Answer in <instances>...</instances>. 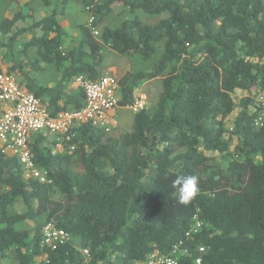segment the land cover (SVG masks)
<instances>
[{
	"label": "trees",
	"instance_id": "1",
	"mask_svg": "<svg viewBox=\"0 0 264 264\" xmlns=\"http://www.w3.org/2000/svg\"><path fill=\"white\" fill-rule=\"evenodd\" d=\"M35 1L6 0L20 7L0 19V64L51 115L82 107L74 79L99 80L104 50L145 62L160 51L150 69L118 80L119 108L140 83L163 78L156 105L133 113L127 132L80 123L55 153L59 136L31 133V159L49 183L0 153V264H144L153 253L264 264V0H40L50 14L32 19ZM71 4L90 16L74 38L60 22ZM118 4L167 17L100 28ZM44 65L59 72L52 87L32 77ZM185 173L200 192L182 205L171 180ZM47 224L67 235L54 248L42 245Z\"/></svg>",
	"mask_w": 264,
	"mask_h": 264
},
{
	"label": "built area",
	"instance_id": "2",
	"mask_svg": "<svg viewBox=\"0 0 264 264\" xmlns=\"http://www.w3.org/2000/svg\"><path fill=\"white\" fill-rule=\"evenodd\" d=\"M94 35L97 36V33L94 32ZM74 84L83 89L82 107L51 115L40 99L26 92L13 75L4 70L0 72V153L16 157L27 176L40 183H49V180L46 172L37 169L31 159L29 149L31 133L45 130L51 135L59 136L52 148V153H55L62 149V142L65 141V137L69 138L67 135L70 129L77 124L89 123L104 131L117 126L114 112L119 108V86L115 77L105 75L92 82L78 77L74 79ZM258 102L264 110V95ZM125 108L136 113L143 109V105L140 100H135L131 106ZM262 116L254 121L255 126L261 125ZM73 150V147H70V151ZM66 237L63 231L57 230L52 224H47L43 229L42 245L54 248L56 244L63 243ZM199 262V259L196 260L197 264ZM144 264H176V259L153 253Z\"/></svg>",
	"mask_w": 264,
	"mask_h": 264
},
{
	"label": "rangeland",
	"instance_id": "3",
	"mask_svg": "<svg viewBox=\"0 0 264 264\" xmlns=\"http://www.w3.org/2000/svg\"><path fill=\"white\" fill-rule=\"evenodd\" d=\"M20 5L11 4L8 5L6 0H0V19L4 17L8 18L11 17L18 9ZM69 11L72 14V17L75 20H78L79 24H87L89 23L90 16L87 13L82 12L80 5L71 4L69 6ZM133 16L138 17L143 23L147 24H155L159 20L165 19L167 17L166 14L156 15V16H148L141 11H137L133 15H128L126 10L120 5H116L113 10L111 11L110 15H108L105 20L102 22L100 28H110L114 29L117 28L120 23L125 20L126 18H131ZM64 28L65 23L63 22ZM67 30V28H65ZM68 33L70 37H76L78 33L77 26L68 27ZM0 54V62L1 60ZM103 61L98 67V71L101 72L100 77L105 75H110L115 77L119 80L123 77L126 73H134L138 71H146L150 69L158 60L160 56V51L156 55V58L152 61L145 62L141 60L138 56H122L112 51H105L103 55ZM2 70H6L5 64H0ZM108 69V70H107ZM111 69V70H110ZM13 76L17 81H20V77L17 73H13ZM35 82H37L40 86H49L52 87L58 81L60 75L59 72L56 71L55 67L52 65H44L43 68L32 75ZM163 76L158 77L156 79L150 81H143L138 85L135 89L136 98L135 100H140L142 102L143 108L151 110L156 105L158 100V95L161 89V79ZM71 82H69L70 84ZM115 118L117 120V127L116 129L119 132H127L131 130V126L133 123V112L128 108H117L114 112ZM41 133L45 134L46 136L51 139L53 135L49 134L47 131L43 130ZM56 199H60L59 195H54ZM12 213H17L21 211V205L19 203H15L10 208ZM31 224V223H29Z\"/></svg>",
	"mask_w": 264,
	"mask_h": 264
},
{
	"label": "clouds",
	"instance_id": "4",
	"mask_svg": "<svg viewBox=\"0 0 264 264\" xmlns=\"http://www.w3.org/2000/svg\"><path fill=\"white\" fill-rule=\"evenodd\" d=\"M175 189L177 202L182 205L190 203L200 192L199 177L194 174H177L171 180Z\"/></svg>",
	"mask_w": 264,
	"mask_h": 264
},
{
	"label": "crops",
	"instance_id": "5",
	"mask_svg": "<svg viewBox=\"0 0 264 264\" xmlns=\"http://www.w3.org/2000/svg\"><path fill=\"white\" fill-rule=\"evenodd\" d=\"M71 6V5H70ZM122 6V5H121ZM123 7V6H122ZM31 12L33 13V17L32 19H40L42 17H45L47 16L48 14H50L49 12V9H46L43 7L42 3L40 0H37L35 1L32 5H31ZM66 18L60 20V22L63 24V22L65 23V28H67L68 30V27H71V26H74L75 25L77 26L78 25V20H75L73 17H72V14L70 13L69 11V7L68 9L66 10V14H65ZM31 20V19H29ZM31 23V21H27L25 24H20L21 26H25L26 24H29ZM20 26V27H21ZM64 26V25H63ZM108 70V69H107ZM111 70V69H110ZM118 126V125H117Z\"/></svg>",
	"mask_w": 264,
	"mask_h": 264
}]
</instances>
